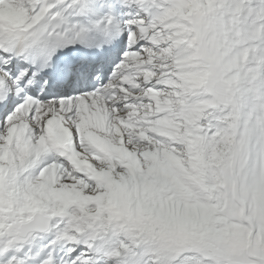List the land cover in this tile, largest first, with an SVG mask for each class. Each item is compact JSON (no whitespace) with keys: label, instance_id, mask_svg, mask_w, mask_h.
I'll return each instance as SVG.
<instances>
[{"label":"snow or ice","instance_id":"1","mask_svg":"<svg viewBox=\"0 0 264 264\" xmlns=\"http://www.w3.org/2000/svg\"><path fill=\"white\" fill-rule=\"evenodd\" d=\"M109 262L264 264V0H0V264Z\"/></svg>","mask_w":264,"mask_h":264},{"label":"bare ground","instance_id":"2","mask_svg":"<svg viewBox=\"0 0 264 264\" xmlns=\"http://www.w3.org/2000/svg\"><path fill=\"white\" fill-rule=\"evenodd\" d=\"M69 19H70L71 22H77L76 18L70 17ZM145 259L147 260V257H145ZM112 263H114V262H112ZM109 264H111V262H109Z\"/></svg>","mask_w":264,"mask_h":264},{"label":"rangeland","instance_id":"3","mask_svg":"<svg viewBox=\"0 0 264 264\" xmlns=\"http://www.w3.org/2000/svg\"><path fill=\"white\" fill-rule=\"evenodd\" d=\"M144 259H145V258H144ZM145 261H147V260L145 259ZM111 264H114V263L111 262Z\"/></svg>","mask_w":264,"mask_h":264}]
</instances>
